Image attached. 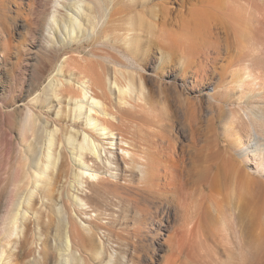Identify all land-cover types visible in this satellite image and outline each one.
I'll return each mask as SVG.
<instances>
[{"label":"bare ground","instance_id":"6f19581e","mask_svg":"<svg viewBox=\"0 0 264 264\" xmlns=\"http://www.w3.org/2000/svg\"><path fill=\"white\" fill-rule=\"evenodd\" d=\"M51 1L42 28L55 48L107 43L112 34L126 50L106 58L110 69L66 53L27 107L18 130L31 144L0 215V264H10L2 259L4 248L18 245L28 248L22 264H136L120 253L118 237L112 241L110 220L141 228L156 211L174 229L164 234L166 250L156 264H264V96L248 64L230 67L237 56L229 50L228 66L213 65L207 74L204 64L222 58L212 28L228 35L250 25L254 0H194L191 17L183 16L177 28L168 23L169 0ZM145 36L148 50L140 48ZM210 44L217 45L212 56ZM149 48L157 50L156 75L171 65L215 84L206 93L210 107L236 92L228 129L219 131L213 116L197 127L195 109L184 111L178 123L186 141L177 149L168 89L159 81L155 92L145 83ZM229 132L236 139L227 145ZM105 238L115 244L106 249Z\"/></svg>","mask_w":264,"mask_h":264},{"label":"rangeland","instance_id":"374dc122","mask_svg":"<svg viewBox=\"0 0 264 264\" xmlns=\"http://www.w3.org/2000/svg\"><path fill=\"white\" fill-rule=\"evenodd\" d=\"M51 2V0H0V215L3 212L2 209L10 204L8 202L12 198L16 184L14 181L17 182L20 177L18 175L24 171L23 150L31 144V141H22L18 129L26 120L27 107L36 104L43 86L54 74L57 65L65 57V54L74 57L75 52H79L86 59V62H101L110 69V64L106 58L109 60L111 56H116L118 48L126 50L120 43L114 42V35L112 34L109 35L110 42L107 43L100 39L85 41L80 46L55 48L49 40L45 26L44 29L42 28V24L46 20L45 14L48 12ZM193 2L195 1L169 0L168 7L171 16L169 25L177 28L176 22L183 16L191 17L188 10ZM239 2L240 4H249L248 0H239ZM253 2L256 4L257 10L252 21H250V25L241 26L236 31L230 30L228 35H225L221 29L212 28L215 36H218L219 50L223 52L222 58L210 62L204 61V64L208 70L206 71L207 74H210L213 65L217 69L225 64L228 66L229 62L225 60V53L229 50L228 55L232 53L231 55L237 56L233 57L234 61L230 63V67L243 69L248 64L257 77L256 90H260L264 96V11L262 10L264 0H254ZM155 9L158 13L157 22H159L160 10L159 8ZM136 10H142V8ZM121 36L124 35L121 34ZM166 37L167 33L162 32L161 39ZM245 37H247L248 43ZM143 39L144 45L140 44V48L148 50V38L145 36ZM214 46L217 45L210 44V48L207 49L211 56L216 49ZM156 51L155 48H149L151 55L145 64V83L148 88L155 92L159 81L168 89V103L171 113L176 118L173 132L177 137L175 141L177 149L180 150L186 141L178 123V119L182 118L184 111L189 112L190 109H195V114L194 112L192 114L194 120L197 121V123L194 121L197 127L200 125V127L205 128L208 120L213 116L217 121L219 131H222L224 126L225 129H228L226 127L228 118H230L231 113L237 111V100L234 98L236 92L232 91L229 97L223 98L219 105L213 104L210 107L206 96L210 84L205 83L204 79H195L194 74L190 71H187L186 75L183 76L182 71L178 72L176 66L171 65H164L159 74L156 75L153 70V59ZM103 56L104 58H102ZM65 60L70 62V58ZM80 62L84 64V61ZM240 62L241 65H239ZM243 62L245 63L243 64ZM155 106L159 109L160 103L156 102ZM183 108L188 109L184 110ZM225 135L226 140L223 143L227 145L236 139V136L231 135L230 132ZM241 135L243 136L242 133ZM54 219L56 221L57 217L55 216ZM54 219L52 217V224L50 223L51 227L49 225V228L52 234L56 230L54 237L58 241V224L57 221L54 222ZM110 224L116 235L112 241L117 240L116 237H118L120 253L126 258H132L136 264H156L160 259V254L166 250V245L161 242L162 238L169 231H174L172 223L166 221L165 216L160 211L153 212L148 216L146 223L141 228L133 225L129 220L123 222L122 219L118 220V218L110 220ZM19 234L17 233L13 237L19 236ZM103 241L106 249L111 244H115L111 240L108 241L107 238ZM238 243V240L234 242L237 248L240 244ZM27 250V247L20 248L19 245L16 249H11L9 246L5 247L2 252V259L8 260L10 264H22L21 256L28 252ZM0 251L2 250L0 249ZM44 251L50 253L51 250L49 247H45ZM238 254L241 256L239 259L241 260L243 257L244 261L242 252ZM238 254L235 257L238 258ZM80 255H85L83 249L80 250ZM223 258L225 260V256L222 257V260ZM236 259L237 263L242 261ZM102 260L105 263L107 258L103 257Z\"/></svg>","mask_w":264,"mask_h":264}]
</instances>
